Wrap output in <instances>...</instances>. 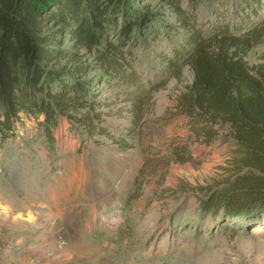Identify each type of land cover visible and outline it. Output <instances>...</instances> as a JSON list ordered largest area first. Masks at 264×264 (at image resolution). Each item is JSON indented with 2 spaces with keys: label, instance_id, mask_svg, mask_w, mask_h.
Wrapping results in <instances>:
<instances>
[{
  "label": "rangeland",
  "instance_id": "rangeland-1",
  "mask_svg": "<svg viewBox=\"0 0 264 264\" xmlns=\"http://www.w3.org/2000/svg\"><path fill=\"white\" fill-rule=\"evenodd\" d=\"M195 1L182 7L190 26L207 34L217 23L237 32L264 18V0L257 13L244 0ZM140 3L159 16L123 48L126 77L94 84L105 133L90 137L60 116L52 153L36 120L20 113L0 150V264H264V221H220L200 209L208 189L229 178L235 145L227 131L200 143L175 107L194 80L182 64L191 28L160 0ZM263 58L264 41L245 57L250 66ZM183 144L200 164L171 163L172 148ZM76 223L82 243L72 235Z\"/></svg>",
  "mask_w": 264,
  "mask_h": 264
},
{
  "label": "trees",
  "instance_id": "trees-1",
  "mask_svg": "<svg viewBox=\"0 0 264 264\" xmlns=\"http://www.w3.org/2000/svg\"><path fill=\"white\" fill-rule=\"evenodd\" d=\"M160 1L191 28L182 64L190 65L194 80L177 95L178 113L200 143L210 146L227 131L235 145L229 178L208 189L200 209L220 221H264V58L255 66L245 59L264 41V18L237 32L217 23L207 34L190 26L182 0ZM244 1L255 13L262 6V0L259 6ZM158 16L140 0H0V150L13 136L20 113L36 120L52 153V130L60 116L84 126L90 137L105 133L95 112L94 84L110 83L121 73L126 77L123 48ZM112 31L118 40L109 38ZM97 68L102 73L90 76ZM137 99L140 124L142 99ZM170 157L175 164H200L186 144L172 148Z\"/></svg>",
  "mask_w": 264,
  "mask_h": 264
},
{
  "label": "crops",
  "instance_id": "crops-1",
  "mask_svg": "<svg viewBox=\"0 0 264 264\" xmlns=\"http://www.w3.org/2000/svg\"><path fill=\"white\" fill-rule=\"evenodd\" d=\"M76 229L74 230V232H72V235L79 240L80 243H82L84 241V237L82 236V233L79 231V223H76ZM78 242V244H79ZM13 261V258H11L10 260H8V262ZM17 261V260H16ZM23 260H20V262H18V264H21ZM25 264H29V262H25Z\"/></svg>",
  "mask_w": 264,
  "mask_h": 264
},
{
  "label": "bare ground",
  "instance_id": "bare-ground-1",
  "mask_svg": "<svg viewBox=\"0 0 264 264\" xmlns=\"http://www.w3.org/2000/svg\"><path fill=\"white\" fill-rule=\"evenodd\" d=\"M127 156V155H126ZM31 218V217H30ZM30 221L32 220V218L31 219H29ZM259 230H261V228L260 227H258V228H256L255 229V231H259Z\"/></svg>",
  "mask_w": 264,
  "mask_h": 264
}]
</instances>
